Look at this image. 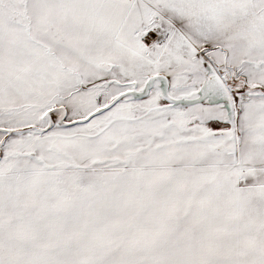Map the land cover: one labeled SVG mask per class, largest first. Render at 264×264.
Masks as SVG:
<instances>
[{
  "label": "snow or ice",
  "instance_id": "1",
  "mask_svg": "<svg viewBox=\"0 0 264 264\" xmlns=\"http://www.w3.org/2000/svg\"><path fill=\"white\" fill-rule=\"evenodd\" d=\"M0 264H264V0H0Z\"/></svg>",
  "mask_w": 264,
  "mask_h": 264
}]
</instances>
